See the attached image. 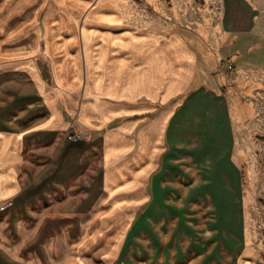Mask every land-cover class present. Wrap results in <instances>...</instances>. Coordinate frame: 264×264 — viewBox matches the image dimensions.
I'll return each instance as SVG.
<instances>
[{
    "label": "crops",
    "instance_id": "0c3cea01",
    "mask_svg": "<svg viewBox=\"0 0 264 264\" xmlns=\"http://www.w3.org/2000/svg\"><path fill=\"white\" fill-rule=\"evenodd\" d=\"M41 1L33 42L0 61V201L12 202L0 227L16 228L30 205L80 178L69 231L83 234L67 264H112L124 246L125 263L185 264L197 247L187 216L235 207L220 77L179 33L124 24L106 0H47L61 8L49 6L48 21ZM60 19L70 27L43 32ZM71 121L80 141L66 137Z\"/></svg>",
    "mask_w": 264,
    "mask_h": 264
},
{
    "label": "rangeland",
    "instance_id": "374dc122",
    "mask_svg": "<svg viewBox=\"0 0 264 264\" xmlns=\"http://www.w3.org/2000/svg\"><path fill=\"white\" fill-rule=\"evenodd\" d=\"M106 1L124 24L142 31L179 33L194 46L200 60H208L207 67L216 70L218 90L228 100L234 130L235 207L227 214L204 211L201 216H187L188 232H194L197 247L194 255L188 251L185 264H192L191 259H196L193 264H264V0ZM41 2L37 12L47 21L55 15L52 10L57 15L61 10L51 1ZM20 3H0V61L18 57L28 38L34 37L33 0ZM237 21L246 29L234 30ZM225 22L230 29H225ZM67 27L70 24L60 19L55 25L45 23L43 32ZM59 43L45 40V48L56 49ZM40 58L32 56L38 63ZM228 65L233 66L231 71ZM71 133H76L74 121L68 127ZM79 180L70 179L61 190L30 205L29 215L21 217L16 228L0 227V264H67L75 257L73 246L83 233L69 229L76 227L72 214L80 197L74 191ZM123 249L112 264H129L124 262L129 248Z\"/></svg>",
    "mask_w": 264,
    "mask_h": 264
},
{
    "label": "built area",
    "instance_id": "2783aa9c",
    "mask_svg": "<svg viewBox=\"0 0 264 264\" xmlns=\"http://www.w3.org/2000/svg\"><path fill=\"white\" fill-rule=\"evenodd\" d=\"M233 66L232 65H228L227 66V70H232ZM68 138L73 140V141H78L81 139L80 135L76 134V133H71V134H68ZM11 201L9 200H3V201H0V212L6 210L10 205H11Z\"/></svg>",
    "mask_w": 264,
    "mask_h": 264
}]
</instances>
